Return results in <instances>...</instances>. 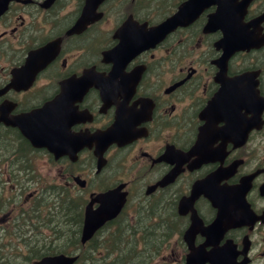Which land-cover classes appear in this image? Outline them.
<instances>
[{
  "label": "flooded vegetation",
  "instance_id": "obj_1",
  "mask_svg": "<svg viewBox=\"0 0 264 264\" xmlns=\"http://www.w3.org/2000/svg\"><path fill=\"white\" fill-rule=\"evenodd\" d=\"M82 4L11 0L0 14V118L53 101L46 114L61 113L72 147L55 157L49 147H33L17 127L0 120V166L15 169L4 178L13 188L29 185L28 170L40 167L43 179L83 197L122 184L126 201L106 226L123 234L126 256L108 264H264V107L259 119L249 110L264 104V19L248 26L261 44L233 51L226 61L215 44L222 31H204L216 6L210 5L112 72L113 62L104 60L102 50L117 42L114 30L123 20L105 17L67 34ZM262 10L264 0H250L243 20ZM55 37L58 52L30 82L10 87L27 52ZM234 76L239 82L230 85ZM99 78L108 91L99 88ZM105 130L128 139L108 145L103 169L96 172L98 132ZM107 167L108 182L100 186ZM216 170L219 195L217 187L201 183ZM168 175L174 177L162 184ZM34 196V191L23 194L5 217H15ZM47 220L44 211L43 225ZM20 221L24 231H33L31 222ZM20 221L14 222L17 229ZM106 244L113 247L112 237Z\"/></svg>",
  "mask_w": 264,
  "mask_h": 264
},
{
  "label": "water",
  "instance_id": "obj_2",
  "mask_svg": "<svg viewBox=\"0 0 264 264\" xmlns=\"http://www.w3.org/2000/svg\"><path fill=\"white\" fill-rule=\"evenodd\" d=\"M2 3V0H0V4ZM222 7V3L219 5L218 9L210 14L208 18L209 24L216 23L219 20H223L228 14H236L237 10L232 9L231 12H224V11H219ZM197 9V3L193 2V0H189L183 5L179 6L178 10L172 14L170 17H168L165 21L162 23L152 26L146 30V32H142L135 36V43L136 44H141L143 41L145 44H149L152 40H155L158 36H161L175 26L178 23H181L182 20L188 16H191ZM227 9V7L223 6L222 10ZM208 24V25H209ZM230 25V24H226ZM131 41L128 37V34H124L122 37V43L120 46H118L114 52L115 55H120L124 52H126L129 47H130ZM108 56L111 54H107ZM124 55H121L119 58H122ZM263 104H260L261 106ZM107 130L104 133H100L98 136V146H99V151L101 153V150L104 146L107 145L109 140H112L108 138ZM44 133L43 130L36 131L34 136L31 137L32 141L34 144H43V139H44ZM37 139H40V142H37ZM101 165V160L99 162V167ZM167 180V179H166ZM109 191L101 194H97L95 198L100 199L101 204L100 206L93 210L91 208V201L86 205L85 207V213H84V222L82 226V234H81V240L84 241L87 239L94 231V229L104 220L112 217L115 212L119 209V206L122 203L123 198L120 201H116L115 198L112 196V193H109ZM118 204L115 208H112V204ZM75 260V256H69L65 255L63 253H56V254H51V255H45L42 256L40 259L36 260L32 264H71Z\"/></svg>",
  "mask_w": 264,
  "mask_h": 264
},
{
  "label": "trees",
  "instance_id": "obj_3",
  "mask_svg": "<svg viewBox=\"0 0 264 264\" xmlns=\"http://www.w3.org/2000/svg\"><path fill=\"white\" fill-rule=\"evenodd\" d=\"M59 191H60L59 189L56 190V192L58 194L55 196V199H53V201H56V199L58 198V195L60 193ZM62 194H65V203L62 202L57 209L63 210V211H65V213H64V215H59L57 217L63 218V219H61L60 223H62L66 227H64V226H60L58 228L55 227V231L57 233L55 235L58 238L65 239L66 237H70L71 235H73L75 232L76 219L79 218V216L76 213L77 210L79 209V206H78L79 201L74 199L73 197H71L68 192H64ZM51 197H53V194H52V196H50V198ZM35 209H37V206H35ZM32 210L35 211L34 209H32ZM52 217H53V215H52ZM54 217H56V216H54ZM19 232L21 234L23 233L22 231H19ZM31 244H33L35 246L33 248L29 249V254H31V256L29 255L28 258H31L32 256L36 257V256H39L43 253L53 252L54 250L59 248V247L54 246L55 244H52L50 241H47L41 237H35L31 241ZM38 246H40L42 248H40ZM119 256H126V253L123 254L122 249H121ZM85 257L88 259H91V260L93 258L91 252H86ZM14 258L15 257H10V256H7V255L0 253V264H12V262H14Z\"/></svg>",
  "mask_w": 264,
  "mask_h": 264
},
{
  "label": "rangeland",
  "instance_id": "obj_4",
  "mask_svg": "<svg viewBox=\"0 0 264 264\" xmlns=\"http://www.w3.org/2000/svg\"><path fill=\"white\" fill-rule=\"evenodd\" d=\"M42 170L41 169H38L37 171H35V174L38 175L40 178L43 177L42 175ZM106 173H104L102 176H104ZM36 176V178L39 180V177ZM51 182V181H50ZM39 185V181L38 183L35 185V184H31L30 186H27L26 189L24 190V192L22 191L21 194H19L18 192H16V196L19 197V200L21 201V197H23V194L27 193V191L31 190V189H37V186ZM1 193H0V198L4 201V199L6 197H8L9 195H15V192L14 191H11L10 190V187L9 185L7 184H4L3 186H1ZM52 196V195H50ZM10 205H11V200H9L7 202V205L5 207L4 210L0 211V217L4 214V215H7V211L9 210L10 208ZM58 207V203L56 202V208ZM60 212V211H59ZM6 213V214H5ZM58 220V219H57ZM10 218L8 217H4V220H0V237L6 232L5 230L7 229V227H10ZM141 224V223H140ZM19 226V224H18ZM61 226H64L66 227L65 225L61 224ZM21 231L24 232V229L21 228ZM23 234V233H22ZM6 235H5V238L3 239L4 241L6 240ZM14 261L15 263H19L20 262V258H14Z\"/></svg>",
  "mask_w": 264,
  "mask_h": 264
},
{
  "label": "bare ground",
  "instance_id": "obj_5",
  "mask_svg": "<svg viewBox=\"0 0 264 264\" xmlns=\"http://www.w3.org/2000/svg\"><path fill=\"white\" fill-rule=\"evenodd\" d=\"M18 224H19L18 229H19V231H21V228H24V227H23V222L20 221ZM122 228H123V229H122L123 232H126V231L129 229V228H128L127 226H125V225H123ZM22 232H23V231H22ZM23 235H26V231L23 232Z\"/></svg>",
  "mask_w": 264,
  "mask_h": 264
}]
</instances>
